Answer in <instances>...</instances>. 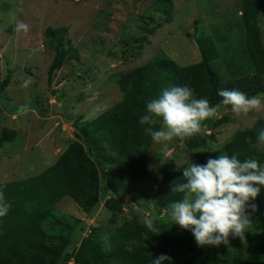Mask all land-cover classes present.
Masks as SVG:
<instances>
[{
    "label": "rangeland",
    "instance_id": "1",
    "mask_svg": "<svg viewBox=\"0 0 264 264\" xmlns=\"http://www.w3.org/2000/svg\"><path fill=\"white\" fill-rule=\"evenodd\" d=\"M240 7L241 0H170L167 4L159 0H0V86L7 79L0 91V134L16 132L0 147V184L33 177L45 169L47 164L40 163L36 148L32 151L28 147L35 146V139L54 125L55 117L61 116L66 123L72 121L73 130L66 128L63 133L65 139L73 135L76 126L119 103L120 76L150 62L158 51L181 67L198 63L202 58L194 41L204 35L213 40L219 52V59L211 64L219 78H230L232 70L225 68L226 64L236 66L238 74H249L252 69L238 15ZM19 23L29 25V30L17 31ZM257 26L264 47V1ZM48 29L62 32L60 44L56 41L59 37L53 38L51 46L47 43ZM191 51H197L196 60ZM29 78L32 82L22 86ZM260 94H264V80ZM12 114L19 115L17 120L11 119ZM41 116L50 121L39 123L36 117ZM210 120L201 134L212 139L199 150L188 151L179 138L168 142L166 148L153 141L147 155L149 179L120 189L124 210L113 213L102 206L105 197L82 221L73 218L79 213L74 208L62 216L55 206L51 219L61 221L58 232L62 240L71 239L73 234L68 254L75 255L93 227L113 230L128 221L146 224L150 220L156 224L164 216L168 218L154 208L160 171L182 172L200 159L206 163L209 155L236 132L252 129L257 121L264 120V109L241 114L227 106L218 109ZM60 128L46 136L56 141ZM66 141L63 145L70 142ZM25 162H33V166L36 162L37 166L27 171ZM99 167L100 172L106 168ZM67 200L74 207L72 199ZM192 240L195 242L193 236ZM204 248L206 253L193 264H213L212 246Z\"/></svg>",
    "mask_w": 264,
    "mask_h": 264
},
{
    "label": "trees",
    "instance_id": "2",
    "mask_svg": "<svg viewBox=\"0 0 264 264\" xmlns=\"http://www.w3.org/2000/svg\"><path fill=\"white\" fill-rule=\"evenodd\" d=\"M263 1L241 0V25L252 69L249 74H238L236 66L226 64L225 68L232 70L231 76L219 78L211 68L212 62L219 59V52L213 40L204 35L196 37L202 58L198 63L181 67L158 51L150 62L120 76L117 85L121 101L97 118L76 126L74 140L52 166L33 177L0 184L11 203L9 213L0 218V264H68L71 260L73 264H152V259L161 254L171 257L164 264H193L204 255L205 248L196 245L190 232L164 216L160 222L152 223L151 228L135 221L124 222L113 230L93 227L72 256L67 250L73 234L63 241L58 232L61 221L51 217L54 207L65 197L71 198L87 215H92L105 197H108L103 204L105 208L113 213L124 210L126 203L120 189L150 177L147 155L153 140L145 131L148 125L142 126L138 120L146 111L145 102L158 97L163 89L190 86L197 99L206 98L218 109L227 107L217 94L220 89H235L248 96L263 92L264 47L257 26ZM61 36V31H46L50 46L56 37L60 44ZM57 55L62 57L59 52ZM210 119L203 123H209ZM162 125L158 118L153 130ZM262 128L264 120H259L252 129L236 132L209 157L235 154L240 160L254 157L264 164V144L257 140ZM15 135L9 130L2 132L0 147ZM245 138H251L250 142ZM211 139L196 134L181 140L188 151H196ZM201 160L198 163L204 164ZM100 165L106 167L101 172ZM159 178L154 208L157 213L167 215L169 204L183 195L171 192L172 184L185 181L182 172L176 171H160ZM251 203L256 205V211L251 213L253 228L245 233L244 240L230 236L228 245L212 246L213 264H264V187H260Z\"/></svg>",
    "mask_w": 264,
    "mask_h": 264
},
{
    "label": "clouds",
    "instance_id": "3",
    "mask_svg": "<svg viewBox=\"0 0 264 264\" xmlns=\"http://www.w3.org/2000/svg\"><path fill=\"white\" fill-rule=\"evenodd\" d=\"M15 19V15H12ZM30 26L17 24V31L27 32ZM29 78L22 86L27 87ZM221 103L231 106L234 113L247 114L264 109V94L248 96L239 90L220 89ZM145 113L139 116V124L157 144L165 148L174 138L190 139L201 134L204 121L213 118L218 106L206 98L197 99L190 86H171L161 91L158 97L145 102ZM159 120L163 127L153 130ZM250 142L251 138H245ZM257 140L264 144V128L259 130ZM183 183L171 186V192L181 193L182 199L172 201L167 210L168 218L181 229L190 231L198 247L228 245L229 237L244 240L245 233L253 228L251 213L256 205L251 203L264 187V164L254 157L240 160L237 155L221 154L209 157L204 164L190 163L183 168ZM11 208L3 188H0V218ZM151 228L152 222L146 221ZM131 251V248L127 249ZM171 257L161 254L152 259V264H164Z\"/></svg>",
    "mask_w": 264,
    "mask_h": 264
},
{
    "label": "crops",
    "instance_id": "4",
    "mask_svg": "<svg viewBox=\"0 0 264 264\" xmlns=\"http://www.w3.org/2000/svg\"><path fill=\"white\" fill-rule=\"evenodd\" d=\"M238 15L241 16V12L239 11L238 12ZM195 44H196V37H195ZM199 51V50H197ZM197 51L196 52H192V57L193 59L196 60L197 58ZM200 54V52H199ZM28 111H31V110H28ZM32 111H34V109H32ZM24 112H21V114H23ZM27 113V112H26ZM39 113H42L41 111H39ZM13 117V118H12ZM12 117L11 119H13V121L17 120V118L19 117V115H14L12 114ZM36 119L40 122L42 121H46L47 119L43 116H41V118L39 117H36ZM25 120V119H24ZM63 118L61 116H56L55 119L53 120L54 121V125H51L48 130L45 131L43 137H41L40 139H35L33 145L35 146H29L28 148L33 151L35 148H36V156L40 157V163H46L47 167L45 169H43L42 171H39L40 173H42L43 171H45L47 168H49L50 166H52L56 161L57 159L59 158V156L66 150V148L68 147L69 143L72 142L74 140L73 138V135L70 134L68 138H64L66 137V135L63 133V131L66 129V128H72V124L73 122L72 121H68L67 123L66 122H63ZM65 120H69L68 118H65ZM48 122L50 121L49 119L47 120ZM52 121V120H51ZM33 123V115L31 116V126H34L32 125ZM28 124L26 123V126ZM58 127H61V133L58 134V137L56 139V141L54 139L50 140L51 138L48 137L49 133H51L52 131H54L55 129H57ZM31 129V128H30ZM73 130V128H72ZM16 133V132H15ZM31 133V131H30ZM73 133V132H72ZM46 134L48 136H46ZM65 135V136H64ZM30 134H28V137L30 138ZM66 140H70V142H68L67 144L63 145L64 142H67ZM45 141V142H44ZM27 147V146H26ZM25 147V149H26ZM27 150V149H26ZM37 166V163L34 162V166H33V162H25L23 167L25 168V170H34V168ZM23 168V169H24ZM18 170V169H17ZM39 173V174H40ZM37 174V173H36ZM38 175V174H37ZM35 176V175H34ZM5 183H8V182H5ZM69 197H65L64 199H62L55 207V210L59 209L61 210V212L59 213L60 215L64 216L63 214L65 215H68L66 212L68 210H70L71 208H74L78 213L77 216H73V218L75 220H82L83 221V216H87V214H85L77 205L75 206L74 204V207H72L69 202H68V199ZM71 199V198H70ZM73 201V200H72ZM74 202V201H73ZM75 203V202H74ZM103 206V204H102ZM101 209V207L99 208V210ZM101 211V210H100ZM71 216V215H70ZM59 219V218H57ZM90 225V224H88ZM59 228V227H58Z\"/></svg>",
    "mask_w": 264,
    "mask_h": 264
},
{
    "label": "built area",
    "instance_id": "5",
    "mask_svg": "<svg viewBox=\"0 0 264 264\" xmlns=\"http://www.w3.org/2000/svg\"><path fill=\"white\" fill-rule=\"evenodd\" d=\"M123 199V198H122ZM124 201V200H123Z\"/></svg>",
    "mask_w": 264,
    "mask_h": 264
}]
</instances>
